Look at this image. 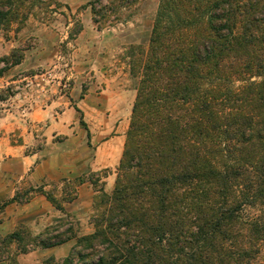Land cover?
Instances as JSON below:
<instances>
[{
    "label": "trees",
    "instance_id": "1",
    "mask_svg": "<svg viewBox=\"0 0 264 264\" xmlns=\"http://www.w3.org/2000/svg\"><path fill=\"white\" fill-rule=\"evenodd\" d=\"M25 1L0 0V26ZM125 1L91 2L93 21ZM141 53L113 191L79 247L42 264H264V0H160ZM22 57L2 56L0 76ZM48 230L43 247L74 237Z\"/></svg>",
    "mask_w": 264,
    "mask_h": 264
},
{
    "label": "rangeland",
    "instance_id": "2",
    "mask_svg": "<svg viewBox=\"0 0 264 264\" xmlns=\"http://www.w3.org/2000/svg\"><path fill=\"white\" fill-rule=\"evenodd\" d=\"M95 1L26 0L24 16L0 26V58L17 48L23 55L0 76V264L70 255L95 229L100 194L115 186L141 76L135 60L148 48L160 0L125 1L101 26L92 19ZM116 136V162L97 169L96 147ZM40 164L63 175L38 180ZM1 184H16L13 195ZM47 228V237H74L43 247L36 237ZM12 232L20 238L3 241Z\"/></svg>",
    "mask_w": 264,
    "mask_h": 264
},
{
    "label": "crops",
    "instance_id": "3",
    "mask_svg": "<svg viewBox=\"0 0 264 264\" xmlns=\"http://www.w3.org/2000/svg\"><path fill=\"white\" fill-rule=\"evenodd\" d=\"M119 138V137H118ZM117 142V136L116 138L111 137L108 140L102 141L97 147H96V154H95V164L97 169L99 168H108L112 166L116 162L117 158V152L120 150L119 147H115V143ZM48 162V160H46ZM45 163V161L42 162V165ZM58 166L57 169H53L52 171L49 169H44L41 167V164L38 165L36 168L35 172L36 178L38 180L43 177L47 180H57L59 179L63 174H62V169L59 168ZM14 187L12 188V191L10 190V186H6L5 184H1L3 193H8V196H12L14 193V189L16 184H12Z\"/></svg>",
    "mask_w": 264,
    "mask_h": 264
}]
</instances>
